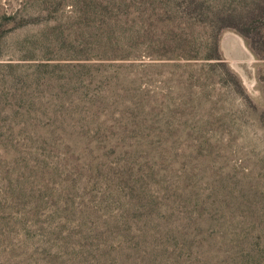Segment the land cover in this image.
Segmentation results:
<instances>
[{"label":"rangeland","instance_id":"374dc122","mask_svg":"<svg viewBox=\"0 0 264 264\" xmlns=\"http://www.w3.org/2000/svg\"><path fill=\"white\" fill-rule=\"evenodd\" d=\"M213 3L0 0V137L29 110L25 118L34 124L13 136L23 152L44 155L47 161V155L64 160V154H78L94 141L93 151L84 157L88 162L95 156L115 164L131 155L143 163L142 155L154 146L170 143L179 145L182 154L194 147L200 161L210 147L214 170L257 172L264 157V56L255 55L233 29L218 38L225 66L208 56L211 25L197 22L206 19ZM179 32L189 37L177 39ZM184 40L193 56H178L183 45L175 41ZM258 47L264 52V42ZM44 76L50 86L39 83ZM75 141L83 145L74 148ZM8 148L0 144V154ZM76 171L74 178H85L83 169ZM29 173L36 174L26 171L31 178ZM252 190L264 196V179ZM262 209L264 199L245 203L241 217L232 215L222 229L228 236L224 245L217 241L213 248L195 247L192 240L199 244L202 238L189 231L179 264H199L209 254L236 248V236L255 232L253 219ZM104 240L110 245L70 252H84V262L62 254L66 252L41 255L19 247L12 253L0 248V264H45L48 258L55 264H101L105 255L114 257L120 249L118 238ZM107 251L101 259L93 258Z\"/></svg>","mask_w":264,"mask_h":264},{"label":"trees","instance_id":"16d2710c","mask_svg":"<svg viewBox=\"0 0 264 264\" xmlns=\"http://www.w3.org/2000/svg\"><path fill=\"white\" fill-rule=\"evenodd\" d=\"M206 15L197 23L211 25L213 41L207 53L219 65L225 66L218 51V38L225 29L239 33L255 55L264 56L258 47L264 42V0H214ZM176 34L177 39L189 37ZM175 42L183 45L178 56H193L186 40ZM39 83L50 86V79L44 76ZM27 111L23 110V120L8 125L7 134L0 137V144L9 147L0 154V248L4 251L30 247L41 255L47 250L73 255L70 252L77 247L109 246L106 239L105 243L100 240L112 236L118 238L115 246L120 249L114 257H103L109 251L94 255V259L103 257L101 264H179L189 231L202 238L199 244L192 240L195 247L213 248L217 241L224 245L228 236L222 229L230 224L231 216L241 217L245 203L264 199L252 190L264 179V157L257 172L253 168L246 173L231 167L214 170L210 147L201 161L192 153L194 147L182 154L177 152L179 145L169 143L142 155L143 163L130 155L124 162L111 164L95 156L88 162L84 157L89 149L93 151L94 141L84 145L75 141L74 148L83 145L80 153L64 154L66 159L60 161L47 155V161L44 155L23 152L13 136L34 124L25 118ZM32 162L36 163L33 168ZM79 168L85 172L83 179L74 178ZM31 170L36 172L29 173L32 178L25 175ZM263 216L264 209L253 219L257 228L250 236H236V248L227 249L226 254H209L196 263L264 264ZM79 252L73 259L87 261L85 253ZM55 261L48 258L46 263Z\"/></svg>","mask_w":264,"mask_h":264}]
</instances>
